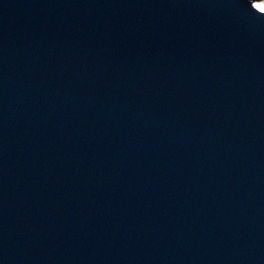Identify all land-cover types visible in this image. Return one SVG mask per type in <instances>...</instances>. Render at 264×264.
Masks as SVG:
<instances>
[{"label":"water","instance_id":"water-1","mask_svg":"<svg viewBox=\"0 0 264 264\" xmlns=\"http://www.w3.org/2000/svg\"><path fill=\"white\" fill-rule=\"evenodd\" d=\"M0 264H264V15L0 0Z\"/></svg>","mask_w":264,"mask_h":264},{"label":"snow or ice","instance_id":"snow-or-ice-1","mask_svg":"<svg viewBox=\"0 0 264 264\" xmlns=\"http://www.w3.org/2000/svg\"><path fill=\"white\" fill-rule=\"evenodd\" d=\"M251 5V8L258 14L264 15V0H248Z\"/></svg>","mask_w":264,"mask_h":264},{"label":"bare ground","instance_id":"bare-ground-1","mask_svg":"<svg viewBox=\"0 0 264 264\" xmlns=\"http://www.w3.org/2000/svg\"><path fill=\"white\" fill-rule=\"evenodd\" d=\"M254 2H256V0H254Z\"/></svg>","mask_w":264,"mask_h":264}]
</instances>
